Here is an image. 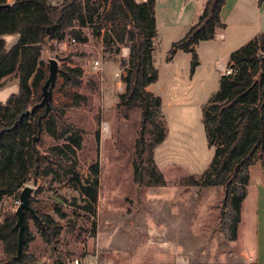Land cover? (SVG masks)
Here are the masks:
<instances>
[{
    "label": "rangeland",
    "instance_id": "1",
    "mask_svg": "<svg viewBox=\"0 0 264 264\" xmlns=\"http://www.w3.org/2000/svg\"><path fill=\"white\" fill-rule=\"evenodd\" d=\"M84 31L88 36L86 43L67 37L62 42L53 40L44 45L42 58L47 78L51 58L58 60L62 70L52 89L51 104L67 105L69 121L83 132L81 148L68 154V160L79 171L77 178L48 176L27 184L33 188L32 211L51 214L62 230L58 244L52 247L43 238L35 219L29 217L26 221L32 240L25 262L74 264L78 258L84 264H251L249 258H244V251L250 252L254 246L258 177L254 171L261 161L249 168L247 196L235 239L230 197L224 186L187 183L190 175L201 176L214 155V147L207 143L203 106L219 88L229 61L228 48L233 43L225 41L215 57L201 51L193 70L191 52L179 49L167 60L173 43L184 36L183 30L169 25L159 27L152 52L159 79L151 84L150 91L163 99L167 137L154 150L156 163L166 179L165 186H156L148 183L147 174L137 178L134 169L141 110L135 106L124 115L119 104L124 92L123 75L128 69L122 62L129 57L127 47H122L119 53L109 51L102 35H94L92 28ZM7 39L9 48L12 37ZM116 47L113 45V50ZM68 66L83 68L80 87L65 85ZM196 69L199 82H190ZM18 89L15 74L4 77L0 81V103H5ZM76 93L87 96V102L71 106ZM44 140L51 145L64 143L47 135ZM96 162L98 202L95 213H88L83 208L86 199L80 187L81 182L92 183L95 175L91 167ZM237 186L240 188L241 184ZM56 203L66 212L65 218L55 212ZM17 207L13 198L0 200V225ZM3 257L0 241V259Z\"/></svg>",
    "mask_w": 264,
    "mask_h": 264
},
{
    "label": "trees",
    "instance_id": "2",
    "mask_svg": "<svg viewBox=\"0 0 264 264\" xmlns=\"http://www.w3.org/2000/svg\"><path fill=\"white\" fill-rule=\"evenodd\" d=\"M260 2L264 0H259ZM227 0H207L196 23L168 53L171 60L177 50L192 53L193 70L199 63L197 44L216 37L226 24L222 9ZM85 28L103 36L107 50L119 53L129 49L128 67L123 75L124 92L120 107L124 115L135 106L141 110L140 131L136 142L134 169L136 177L148 176V183L165 186L166 179L158 167L154 150L167 137L161 96L148 89L159 79L153 63L154 39L157 36L156 0H0V81L15 74L19 89L5 103H0V200L10 197L20 202L22 189L31 181L53 176L77 178L79 171L68 154L81 148L82 128L69 121L65 106H36L41 88L47 79L42 58L49 41L67 37L86 43ZM5 35H18L15 44L7 47ZM117 45L113 50V45ZM84 70L68 66L65 85L78 88L83 84ZM87 102V96L76 93L71 106ZM34 109L32 110V108ZM203 122L209 147H214L212 160L201 174L190 175L187 183L206 186L220 183L230 197L233 239L237 237L242 204L247 196L249 168L257 160L264 165V32H260L229 56L227 69L220 77L218 90L203 106ZM44 135L63 140L51 145ZM92 183L81 182L83 206L95 213L98 202V162L92 167ZM237 184H241L238 188ZM34 208V198L30 196ZM55 212L65 218L66 212L56 203ZM33 217L43 238L56 247L62 225L51 214L25 209V239L18 254L17 211L8 213L0 225V241L4 257L0 264H27L26 251L32 237L27 219Z\"/></svg>",
    "mask_w": 264,
    "mask_h": 264
},
{
    "label": "crops",
    "instance_id": "3",
    "mask_svg": "<svg viewBox=\"0 0 264 264\" xmlns=\"http://www.w3.org/2000/svg\"><path fill=\"white\" fill-rule=\"evenodd\" d=\"M206 1L202 0L200 3L198 0H156L157 33L159 27L169 25L175 29L183 30L185 35L202 14ZM221 15L226 27L218 30L215 38L200 41L197 44L199 56H201V51L203 53L208 51L214 57L218 56L225 41L233 43L227 52V55L230 56L232 51L247 43L260 32H264V1L227 0ZM7 36L12 37L11 46L16 43L18 35H6L5 39L9 43ZM127 50L129 53L128 48ZM196 71L197 69L189 78L190 82H199ZM150 86L149 90H151ZM254 174L258 176L255 182L254 246L250 252L244 251V258H249L251 264H264V165L258 163Z\"/></svg>",
    "mask_w": 264,
    "mask_h": 264
},
{
    "label": "water",
    "instance_id": "4",
    "mask_svg": "<svg viewBox=\"0 0 264 264\" xmlns=\"http://www.w3.org/2000/svg\"><path fill=\"white\" fill-rule=\"evenodd\" d=\"M50 62V73L48 78L46 79L43 88H42V100L36 106H43L46 105V109L48 110L51 107L52 101V89L55 86L57 77L59 72H62L61 68L59 67V62L55 58H51ZM34 107L32 108V110ZM33 192V188L30 185H26L21 193H20V203L17 207V227L19 228L18 234V254L22 252L23 247V237L25 231L24 225V216H25V209H31L30 206V196Z\"/></svg>",
    "mask_w": 264,
    "mask_h": 264
},
{
    "label": "built area",
    "instance_id": "5",
    "mask_svg": "<svg viewBox=\"0 0 264 264\" xmlns=\"http://www.w3.org/2000/svg\"><path fill=\"white\" fill-rule=\"evenodd\" d=\"M95 64L98 65L99 62L96 61ZM19 203H20V202H19ZM74 264H84V262H83L81 259H78V258H77V259L74 260Z\"/></svg>",
    "mask_w": 264,
    "mask_h": 264
}]
</instances>
